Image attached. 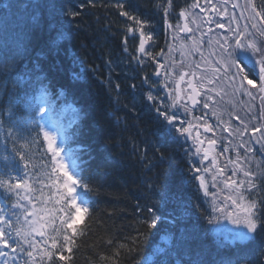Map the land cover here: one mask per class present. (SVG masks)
<instances>
[{
  "label": "trees",
  "instance_id": "obj_1",
  "mask_svg": "<svg viewBox=\"0 0 264 264\" xmlns=\"http://www.w3.org/2000/svg\"><path fill=\"white\" fill-rule=\"evenodd\" d=\"M252 1L264 10V0ZM17 2L0 0V16H18ZM42 4L36 13L39 19L26 37V63L44 69L53 89H63L67 103L81 112L79 141L88 161L85 175L93 176L94 204L72 243L64 242L59 234L57 247L51 245L52 250L46 251L52 258L42 254L39 264H159L162 254L154 250L164 247L161 237L165 230L175 228L166 220L155 228H148L143 221L149 217V207L159 208L155 201L162 190L170 197L164 214L181 208L187 212L177 226L193 232L196 238L190 241L191 253H199L204 264H235L237 255L247 257L242 264H264L260 254L264 232L248 242L246 249H251L245 252L244 245L218 246L217 238L205 231L209 224L201 215L207 210L203 191L193 176L182 140L164 131L163 118L144 96L142 78L151 70H139L134 58L140 25L120 15L127 11L149 22L151 50L157 54L165 40V22L173 25L191 0H42ZM129 27L134 29L132 33ZM60 32L62 38L57 36ZM73 73L79 78L74 79ZM71 119L72 111L67 110L65 122ZM4 143L0 136V162L5 170ZM17 147L24 154V160L16 156L19 171L36 173L31 181L37 185L51 167L42 135L33 133L29 142ZM8 149L11 151V143ZM170 264H174L171 258Z\"/></svg>",
  "mask_w": 264,
  "mask_h": 264
},
{
  "label": "snow or ice",
  "instance_id": "obj_2",
  "mask_svg": "<svg viewBox=\"0 0 264 264\" xmlns=\"http://www.w3.org/2000/svg\"><path fill=\"white\" fill-rule=\"evenodd\" d=\"M14 7L20 13L18 16L14 15L11 18L7 15L0 16V136L5 141L2 151L7 153L4 156L5 170L0 172V189L15 194L31 206L19 202L13 205V208L20 210L19 215L12 213V215H16L18 224L20 217L23 216L24 224L27 225L30 232L42 238L48 228L57 233V236L50 237L52 247L55 248L58 245L59 234H63L64 242L70 244L78 234V227L85 222V218L94 204L92 199L93 176L91 174L85 175L88 161L83 158L86 150L79 141L81 134L80 110L72 108V119L65 122V113L71 105L67 103L63 89H53L48 74L38 64H33L30 67L26 63V37L30 28L39 19L36 13L43 7L42 0H18ZM120 7L123 8V5ZM233 7L236 5L234 4ZM165 12L167 13V8ZM70 15L74 17L77 13L70 12ZM120 15L127 16L130 20H134L135 24L140 25L139 51L146 53L145 44L153 39L151 32L147 30L149 22L135 17L127 11H121ZM256 15L261 16V23H264V12H257ZM179 17L185 18L186 12L181 10ZM217 27L223 28L224 25L218 23ZM256 27L255 24H252V28ZM182 30L187 32L190 29L185 24ZM128 31L132 33L134 29L129 27ZM258 31H260L261 36H264V29ZM228 32L232 35L229 36L225 33L224 37L217 41V50L211 53L217 58L211 62L213 78L207 80L208 84H213L218 80H226L227 87L232 88L234 93L242 92L255 98L250 88H256L259 93L264 94V40L257 42L254 38L250 39L251 34L246 29L229 28ZM57 36L62 38L63 33L60 32ZM55 43L56 41H53V45ZM146 54L150 55V53ZM159 74L158 69L156 75L159 76ZM73 78H79V74L73 73ZM205 78L201 77L202 80ZM180 79H184L183 74H181ZM108 83L110 86L111 80ZM144 83H148V80L145 79ZM245 85L250 86V88L245 87ZM188 86L192 88L193 93L189 95V99L195 106L199 103L195 99L199 93L192 85L191 80L188 81ZM118 88L119 85H117ZM217 94L219 95V93ZM146 99L156 106V97L152 95L151 91L147 94ZM179 99V85L177 84V95L172 100V104L168 106L160 104L156 106V112L158 117L163 118L161 126L164 131L170 136H175L176 139L183 138L186 143L192 138L194 126L191 122L186 123L179 117L178 109L176 111L171 110L176 108ZM208 99L210 100L212 97L209 96ZM260 99L264 103V95H261ZM115 103H119L118 93ZM203 106L207 109L209 104L204 103ZM119 119L117 117V122ZM195 127H199V125ZM203 127L205 132L211 130L207 124H204ZM223 130L229 131L227 127ZM257 131H262V129L253 128V132ZM33 133L37 137L42 135L44 146L51 158L50 171L46 173L47 182L44 184V187L48 189V195L43 196L41 190L43 197L41 203L51 205L50 208L40 209L37 207L34 203L36 197L31 195L35 188L28 181L19 177V169L16 168V156H19L20 160H24V154L20 152L17 145L21 142H29ZM240 134L243 135L242 132ZM195 141L196 154L203 151L201 162L203 164V161L209 159L211 146L215 145L217 141L209 139L207 143L210 147L202 149L204 141L200 139L198 132ZM9 143L12 145L11 151L8 149ZM240 146L244 147L243 144ZM187 151L191 154V149ZM190 162L194 163L191 160ZM229 163L235 164L236 169L242 172L245 179H232L233 176L237 175V171H232L231 175L222 181L225 188L230 190L227 195L223 196L222 203H217V193H210L205 176L196 175L194 177L195 180L199 181V189L203 191L204 196H212L211 214H208L207 210L201 212L207 223L212 225L219 219L225 218L235 225H243V229H246V231L243 229H226L227 234L223 237V243L220 240V229H205V231H212L217 235L216 242L220 247L225 243L234 245L237 242L245 244L255 241L256 236L264 232V199L257 200L253 197V193L259 190L255 181L260 180L264 185V174L257 176L250 170L242 168L237 161L230 160ZM211 166L216 169V175L211 176L213 181L211 187L218 189L217 177L224 176L225 171L224 168L217 166L215 159L211 161ZM24 167L26 168L27 164ZM13 171L16 172L14 182L11 175ZM192 171L208 173L209 168L196 167ZM5 175L7 179L3 178ZM21 190L25 193L23 196H20ZM159 195L160 199L155 201L159 208L149 207V217L143 221L148 228H155L158 222L166 220L167 224L175 228V231L165 230L166 234L161 237L164 247L157 246L154 250L155 253L162 254L159 264H170V258L174 264H185V260L187 264H204L199 253L195 255L191 253L189 244L196 238L193 232L188 228L177 226L186 218L187 212L181 208L176 212L164 214L163 209L170 197L166 190H162ZM158 211L161 212L160 215L157 214ZM29 217L32 219H28ZM0 221H5V217L0 215ZM57 221H59L58 225ZM6 222L11 228V219ZM22 227L15 229L17 236H21ZM4 237L5 230L0 228V243L4 247H10L11 243H15V241L10 242ZM24 242L27 243V239ZM21 251H25V249L21 248ZM260 254L264 256V250ZM0 255L6 256L7 253L0 252ZM27 255L32 257L33 253L28 251ZM44 255L48 256L49 259L52 258L50 251L45 252ZM60 258L63 259L64 257L61 256ZM246 259L247 257L244 255H237L235 264H242ZM227 264H234V262L228 261Z\"/></svg>",
  "mask_w": 264,
  "mask_h": 264
},
{
  "label": "rangeland",
  "instance_id": "obj_3",
  "mask_svg": "<svg viewBox=\"0 0 264 264\" xmlns=\"http://www.w3.org/2000/svg\"><path fill=\"white\" fill-rule=\"evenodd\" d=\"M213 4H211V2ZM236 7H233V5ZM200 12L189 14L188 23L190 27V35L183 38L179 34V23H175L172 26V33L168 38V47L163 46L159 48L160 51L156 52L157 55L152 53V47H150L147 53L140 57L139 61L136 62L137 67L143 70H152L146 72L148 77L156 78V71L161 70L159 78L155 80L156 87L151 86L148 81L146 83L147 89L145 90V99L150 91L151 87H154V91L151 92L156 97V106L164 104L166 106L172 104V100L175 99L174 83L180 76V71L187 72V76H193L196 85L200 89L201 98L198 108L195 112L189 110L185 102L179 100L176 108L171 109L176 111L178 109V115L186 123L191 122L194 126L192 132V138L186 143L183 138H180L183 144L186 145L184 153L188 158L189 163L196 167H208L209 172L204 173L194 172L193 176L202 175L205 176L207 184L209 186L210 193H217V203L223 202V196L229 193V189L225 188L222 183L227 176L231 175L232 171H237V175L233 176L234 180L245 179L242 172L236 169V165L229 163L230 160L237 161L242 168L250 170L257 176L264 174V103H262L260 97L261 94L256 88H250L255 98H252L244 93H234L232 88L227 87L226 80H218L213 84H208L207 80L213 78L211 62L216 59V56H212L211 53L217 50V41L222 39L227 33L229 36L232 33L228 32L229 28L237 30H247L251 35L250 39L254 38L257 42L264 40V36L260 35L259 29H263V23H261L262 17L257 16V12H261L259 8H254L249 0H201L199 3ZM218 23L224 25L223 28L217 27ZM252 24L257 27L252 28ZM128 39L129 36L127 37ZM137 42L135 45V52L137 50ZM153 46V45H151ZM218 56V53H217ZM137 58V55L136 57ZM163 64L161 68L160 64L157 65V61ZM152 62H155L152 65ZM135 64V65H136ZM199 65V67H196ZM195 73V75H192ZM201 77H206L201 79ZM174 79V81H173ZM151 86V87H150ZM219 93V95L217 94ZM212 99H208V97ZM171 97V98H170ZM164 100V102H163ZM149 104L154 106L152 102L148 101ZM204 103H208L209 107L204 108ZM154 108V107H153ZM215 113V114H214ZM199 117V119H197ZM204 124H207L212 130L209 135L200 132V128ZM199 125V127H195ZM247 126V127H245ZM228 128L229 131H224V128ZM253 128H260L262 131L253 132ZM199 133L200 139L204 141L202 149L209 148L207 141L209 139H215L217 143L211 146L209 159L203 161V151L199 154L195 152V137ZM243 133L241 135L240 133ZM243 144L244 147L240 145ZM191 149V154L187 151ZM239 157V159H238ZM215 159L217 166L224 168L225 175L218 176L216 183L219 188H212L213 183L211 176L216 175V169L211 166V161ZM194 161V163L190 162ZM258 185L259 190L253 193V197L260 200L262 185L260 180L255 181ZM247 188V185H245ZM204 200V206L212 212V196L205 197L202 195ZM230 204V202H228ZM12 210L16 211L15 208ZM43 214V213H39ZM217 215H220L217 213ZM8 217L7 215H2ZM23 220L22 235L20 238L27 239L25 245L30 247H36L38 244V237L35 233L30 232L27 225L24 224ZM29 219H32L29 217ZM2 221H0V227ZM209 229L217 228L220 229V238L223 240L226 229H243V225H235L228 219L221 218L214 224L209 225ZM246 231V229H243ZM211 234L212 231H208ZM214 234V233H213ZM216 237L217 235L214 234ZM41 244V242H39ZM238 243V242H237Z\"/></svg>",
  "mask_w": 264,
  "mask_h": 264
},
{
  "label": "water",
  "instance_id": "obj_4",
  "mask_svg": "<svg viewBox=\"0 0 264 264\" xmlns=\"http://www.w3.org/2000/svg\"><path fill=\"white\" fill-rule=\"evenodd\" d=\"M180 21H181V29H180V33H181L182 35H184V34H188L189 31L185 32V31L182 30V29H183V26H184L185 24H187L186 17H185V18H180ZM145 45H146V44H145ZM137 54H142V53L139 51V46H138ZM182 82H183V80H181V79H179V80L177 81V83H176V85H175V89H176V91H177V84L179 85V89H180V87H181V85H182ZM192 85L194 86L193 83H192ZM194 87H195V86H194ZM188 89H189V90L191 91V93H192V88H189V86H188ZM196 90H197V89H196ZM197 92H198V90H197ZM192 94H193V93H192ZM198 96H199V95H196V96H195V99H196L197 101H198ZM189 106H190L192 109H195V108H196V105L193 106L192 100H190ZM201 130H202V132H205V131H204V128H202ZM207 132H208V131H207Z\"/></svg>",
  "mask_w": 264,
  "mask_h": 264
},
{
  "label": "flooded vegetation",
  "instance_id": "obj_5",
  "mask_svg": "<svg viewBox=\"0 0 264 264\" xmlns=\"http://www.w3.org/2000/svg\"><path fill=\"white\" fill-rule=\"evenodd\" d=\"M188 81H189L188 76L185 74L184 79H183V83H187ZM185 98H186V96L182 95V99H185Z\"/></svg>",
  "mask_w": 264,
  "mask_h": 264
}]
</instances>
